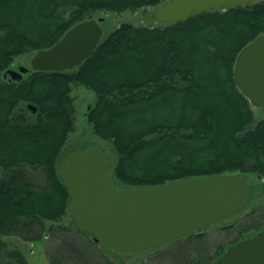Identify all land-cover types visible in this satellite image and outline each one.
Wrapping results in <instances>:
<instances>
[{"label": "trees", "instance_id": "obj_1", "mask_svg": "<svg viewBox=\"0 0 264 264\" xmlns=\"http://www.w3.org/2000/svg\"><path fill=\"white\" fill-rule=\"evenodd\" d=\"M163 1L0 0V264H28L4 237L39 242L53 231L46 223L67 214L72 191L57 159L74 129L72 84L96 95L85 115L95 136L113 146V179L121 188L242 172L264 181V116L255 120L233 74L239 51L264 33V0L159 26L122 22L74 69L3 77L17 56L51 47L95 12ZM60 248L73 256L71 264H96L88 249L75 246H59L51 264L67 263ZM183 260L199 263L187 254Z\"/></svg>", "mask_w": 264, "mask_h": 264}, {"label": "water", "instance_id": "obj_2", "mask_svg": "<svg viewBox=\"0 0 264 264\" xmlns=\"http://www.w3.org/2000/svg\"><path fill=\"white\" fill-rule=\"evenodd\" d=\"M258 0H165L154 10L163 24L193 13ZM104 17L88 18L67 30L47 49L36 51L29 66L7 68L3 77L20 80L30 69L71 70L95 50ZM238 90L253 107H264V33L238 53L234 68ZM35 111V106H27ZM107 155L97 146L68 154L59 175L72 191L68 210L81 232L91 233L114 251H139L169 245L208 224L239 212L249 201L246 172L176 179L155 186L113 188ZM212 264H264V233L239 240Z\"/></svg>", "mask_w": 264, "mask_h": 264}, {"label": "rangeland", "instance_id": "obj_3", "mask_svg": "<svg viewBox=\"0 0 264 264\" xmlns=\"http://www.w3.org/2000/svg\"><path fill=\"white\" fill-rule=\"evenodd\" d=\"M156 8L157 6L122 12L99 11L93 13L91 17H104V21L101 23L102 39L122 22L138 26L161 25L162 23L153 15ZM33 54L25 53L17 56L11 67L15 68L17 65L29 66ZM71 96L74 98L75 107L74 129L69 133L57 159L58 171L61 162L71 152L88 146H97L107 155L110 165L109 173L113 177L112 168L117 158L113 146L109 141L95 136L85 115L86 109L95 103L96 95L94 91L81 84H72ZM252 108L255 120L264 116V107ZM112 186L114 189L121 188L114 179ZM249 186L251 188V197L239 212L194 230L190 234L192 236L182 237L178 243L170 245L129 252L114 251L100 242L92 246L91 243V245L88 243L92 240V236L90 234L88 236L82 235L76 229L68 210L61 221L46 223L47 228L53 227V231L48 235L47 239L31 243L11 236L4 237V240H6L10 248L20 249L28 264H51V258H54L59 246H67L68 248L69 246H75L85 250L88 249L89 251L87 252L91 254L90 258L96 264H107L105 260L113 264H184L183 257L186 254L192 256L194 260H199V263L193 262V264H212L218 258L215 253L218 247L226 250L239 239L240 235L253 236L260 232L264 233V181L256 175H250ZM71 196L73 198V193ZM70 206L71 201L68 209ZM62 226L69 227V231L60 232L59 228ZM59 251L63 254L66 264H71L75 261L70 253H65L61 248Z\"/></svg>", "mask_w": 264, "mask_h": 264}, {"label": "flooded vegetation", "instance_id": "obj_4", "mask_svg": "<svg viewBox=\"0 0 264 264\" xmlns=\"http://www.w3.org/2000/svg\"><path fill=\"white\" fill-rule=\"evenodd\" d=\"M18 66H19V65H17L15 68L10 66L9 68H11V69H13V70H17ZM27 73H28V72H27ZM24 74H26V73H24ZM24 74H23V75H24ZM4 79H7V80H14V79H10L9 74H8L6 77H4ZM250 189H251V188H250ZM260 233H261V232H260ZM262 233H263V232H262ZM255 235H256V234H255ZM255 235H253V236H255ZM248 237H252V236H245V237L242 238V239H245V238H248ZM242 239H240V240H242ZM238 241H239V240H238ZM238 241H236V242H238ZM236 242H235V243H236ZM235 243H234V244H235ZM231 246H232V245H231ZM227 249H228V248H227ZM223 252H224V251H223Z\"/></svg>", "mask_w": 264, "mask_h": 264}]
</instances>
